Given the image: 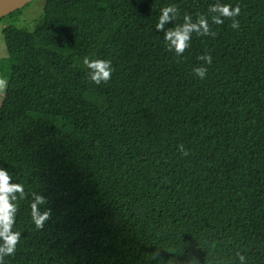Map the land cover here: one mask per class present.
Listing matches in <instances>:
<instances>
[{
	"label": "trees",
	"instance_id": "16d2710c",
	"mask_svg": "<svg viewBox=\"0 0 264 264\" xmlns=\"http://www.w3.org/2000/svg\"><path fill=\"white\" fill-rule=\"evenodd\" d=\"M213 2L45 0L32 30L2 28L0 166L26 192L6 264H264V0H223L239 29L211 24L182 57L154 28L169 3L180 23ZM85 56L112 61L107 84Z\"/></svg>",
	"mask_w": 264,
	"mask_h": 264
},
{
	"label": "clouds",
	"instance_id": "9594fccd",
	"mask_svg": "<svg viewBox=\"0 0 264 264\" xmlns=\"http://www.w3.org/2000/svg\"><path fill=\"white\" fill-rule=\"evenodd\" d=\"M241 8L239 4L215 0L207 7V15L200 13L193 19L191 14L185 13L182 22L176 23L180 16L179 9L175 3H169L159 10V15L154 28L163 33V41L166 51L171 52L176 57H182L185 50L191 46L193 36L207 37L215 36L211 29V24H224L226 19H230V27L238 30L240 22ZM169 22L172 26L168 27ZM201 63L191 68L192 74L199 80H204L208 73V66L212 64L210 52H202L196 58ZM82 64L87 69L89 80L94 85L107 84L114 71L112 61L105 58L90 59L83 57ZM8 81L0 77V91L6 89ZM181 155H188L189 149L183 144L178 145ZM29 201L30 219L37 229L44 227L48 220L50 210L46 207L47 200L42 192H32ZM25 187L20 182H13L8 168L0 166V264H6V257L14 256L17 244L21 238V232L14 230L18 212V201L25 199ZM239 264H248L245 255L236 253Z\"/></svg>",
	"mask_w": 264,
	"mask_h": 264
},
{
	"label": "rangeland",
	"instance_id": "374dc122",
	"mask_svg": "<svg viewBox=\"0 0 264 264\" xmlns=\"http://www.w3.org/2000/svg\"><path fill=\"white\" fill-rule=\"evenodd\" d=\"M44 3L45 0H29L8 15L0 18V57L7 54L2 28L6 25L13 24L20 28L32 30L42 15ZM0 77L3 78L1 74ZM3 91H0V101L3 97Z\"/></svg>",
	"mask_w": 264,
	"mask_h": 264
},
{
	"label": "water",
	"instance_id": "95a60500",
	"mask_svg": "<svg viewBox=\"0 0 264 264\" xmlns=\"http://www.w3.org/2000/svg\"><path fill=\"white\" fill-rule=\"evenodd\" d=\"M29 0H0V18L8 15Z\"/></svg>",
	"mask_w": 264,
	"mask_h": 264
}]
</instances>
